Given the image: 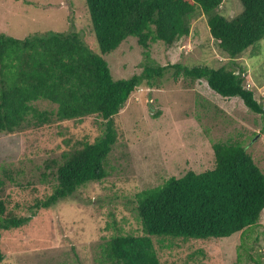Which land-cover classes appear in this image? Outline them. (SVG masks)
Segmentation results:
<instances>
[{
	"label": "rangeland",
	"instance_id": "374dc122",
	"mask_svg": "<svg viewBox=\"0 0 264 264\" xmlns=\"http://www.w3.org/2000/svg\"><path fill=\"white\" fill-rule=\"evenodd\" d=\"M241 10L240 0H226L222 7L228 17ZM49 32L78 33L101 54L87 0H0V34L26 39ZM145 52L138 38L130 36L103 57L115 79L142 73L153 60L189 68L239 65L264 102V38L233 64L201 14L190 34L173 45L152 42L153 60ZM173 73L170 69L157 85L145 82L115 116L118 137L106 161L108 176L36 215L35 204L53 192L52 160L62 161L78 141L104 134L105 121L98 115L59 120L52 114L51 120L40 122L33 114L15 132L0 133V196L8 212L33 215L21 227L2 230L0 264H103L106 238L142 233L137 194L190 170L215 167L216 144L243 146L264 172V114L247 108L239 97L224 98L204 79L174 78ZM1 78L0 64V87ZM33 104L53 113L58 107L47 100ZM154 243L163 264H264V211L257 225L230 237H154Z\"/></svg>",
	"mask_w": 264,
	"mask_h": 264
},
{
	"label": "trees",
	"instance_id": "16d2710c",
	"mask_svg": "<svg viewBox=\"0 0 264 264\" xmlns=\"http://www.w3.org/2000/svg\"><path fill=\"white\" fill-rule=\"evenodd\" d=\"M226 0H87L101 54L94 52L78 33L49 32L18 39L0 34V133L20 129L30 115L40 122L78 120L98 115L104 134L84 139L66 151L62 161L52 160L53 192L35 204L36 211L53 207L82 186L108 176L106 161L117 142L115 116L145 82L157 85L170 69L173 76L206 80L224 98L239 97L254 112L264 114L246 82L243 67L219 69L181 63L159 65L150 58L152 42L173 45L191 32L193 20L205 15L218 48L239 59L264 38V0H240L242 10L233 17L222 13ZM138 38L146 57L153 60L130 78L115 79L104 54L116 50L128 37ZM249 83L250 85L248 86ZM47 100L55 113L39 111L34 102ZM216 165L204 172L188 171L164 184L137 194L142 233L106 238L103 264H163L154 237L208 239L230 237L259 223L264 211V172L241 145L216 144ZM33 215L8 212L0 196L2 230L21 227ZM4 255L0 249V263Z\"/></svg>",
	"mask_w": 264,
	"mask_h": 264
},
{
	"label": "built area",
	"instance_id": "2783aa9c",
	"mask_svg": "<svg viewBox=\"0 0 264 264\" xmlns=\"http://www.w3.org/2000/svg\"><path fill=\"white\" fill-rule=\"evenodd\" d=\"M250 85V84H249Z\"/></svg>",
	"mask_w": 264,
	"mask_h": 264
}]
</instances>
